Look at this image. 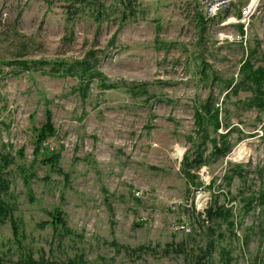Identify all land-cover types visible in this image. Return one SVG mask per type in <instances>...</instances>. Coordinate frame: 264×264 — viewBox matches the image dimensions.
Instances as JSON below:
<instances>
[{
    "label": "rangeland",
    "instance_id": "1",
    "mask_svg": "<svg viewBox=\"0 0 264 264\" xmlns=\"http://www.w3.org/2000/svg\"><path fill=\"white\" fill-rule=\"evenodd\" d=\"M249 3L208 20L203 0H138L125 20L113 0H0V174L9 182L0 202L12 204L25 253L59 263L83 255L91 264H187L214 228L227 239L212 264L222 247L231 264H264V203L249 213L244 203L264 195V109L250 106L254 92L242 82L246 61L264 68V0L252 1L245 31ZM80 63L99 75L82 79ZM230 82L241 83L237 93ZM208 103L222 125L209 122L207 132L226 138V157L197 135L195 112ZM49 113L56 133L35 156ZM198 151L205 164L193 171L195 188L182 166ZM54 154L62 173L43 163ZM6 155L12 163L1 169ZM237 171L244 179L228 185ZM215 200L234 210V237L225 223L206 221ZM55 210L70 234L41 227ZM9 217L0 246L16 264Z\"/></svg>",
    "mask_w": 264,
    "mask_h": 264
},
{
    "label": "trees",
    "instance_id": "2",
    "mask_svg": "<svg viewBox=\"0 0 264 264\" xmlns=\"http://www.w3.org/2000/svg\"><path fill=\"white\" fill-rule=\"evenodd\" d=\"M113 3L116 4L119 8H121V15L123 19L126 20L127 17L132 16L134 17L136 14V10L138 7V0H113ZM92 7L95 4H91ZM103 13L99 14V17H102ZM241 16V12H240ZM207 18V17H206ZM210 20L209 18H207ZM203 21V20H202ZM9 66H15L23 67L27 66V63L22 62H10L8 63ZM77 67L81 68V74L80 77L82 79H86L87 77H91L93 75H99L94 74L93 72H90V66L86 63H80L77 65ZM70 72L74 71V69L69 70ZM242 75L244 77L243 83L249 84L251 90L254 92V95L252 99L250 100V106L254 107L256 106L260 110L264 109V68L258 67L255 68V66L251 63V61H246L244 65L242 66ZM240 84H234V82H230L229 84V93L234 92L237 93L240 89ZM80 92L82 95L85 96V89L84 87H80ZM196 121L198 123V132L197 135L203 137V139L207 142H211L212 147L214 148L215 155L219 157H226L230 151L231 148L226 142L225 137H220L219 141H222L219 143L216 139L210 140V137L207 132V125L208 123H212L214 126V130L218 131V129L221 127V112L218 108L215 106H212L210 103L203 106L201 109L197 110L195 112ZM204 117H207L204 118ZM56 133L55 127L52 123L51 115L50 113L47 115V122L42 125L40 129L36 130V150H35V156L40 154L41 149L43 148L44 144L48 142L50 138H52ZM200 147L197 148V150H200ZM21 155H23L21 153ZM60 160L59 154H54L51 158L43 160V163L46 165L51 166L53 169L59 171L62 173V170L57 169L58 163ZM37 161V160H35ZM2 162L3 165L1 169L9 167L12 163V158L10 156H2ZM205 164L204 159V153L201 151L196 152L194 158L191 159L190 156L184 157L183 160V166L182 171L183 174L187 180V182L197 188L200 184H197V180H199L198 176L194 173L195 171H198L201 169V167ZM194 171V172H193ZM21 172L23 174H26L25 169H21ZM234 177H238L240 180L244 179V175L242 171H237L236 173L232 174L231 176H228L226 178L227 184L231 185ZM65 180L68 181L70 177L68 175L64 176ZM0 184L2 185L3 192L7 193L9 190V182L2 179L0 174ZM264 203V195H260L259 197L256 196V194L251 195L248 200H244L245 203V212L249 213L255 208L256 203ZM12 204L10 202L1 201L0 202V222L4 221V219L7 218L8 215H10L9 219L11 221V226L14 233L15 243L17 244L18 248L20 249L21 256L18 259L16 264H91L87 262L84 259L83 255L77 256L73 259L68 260L66 263H59V262H53L45 260L44 257L40 260H35L34 255L32 252L25 253L23 248V243L21 241L22 235L18 231V225L16 220L14 219ZM48 215L51 217L50 222H45L41 225L42 228L46 227L47 225H52L55 229L61 228L64 233H71L70 230L67 229L66 222L63 218V214L59 210H55L54 212L48 213ZM234 210L232 208H226L224 206H219L217 200L211 204V206L205 211V219L206 221H220L227 225V227L232 232V237H234L235 234V227L236 222L234 220ZM209 233L213 238H211V241L208 243L206 248L202 251H200L199 255L191 256V260L187 262V264H212V258L214 253L216 252V249L218 246H221L223 242L226 241V237L224 234L220 233L216 236L214 228L209 229ZM216 236V238H215ZM115 247H118L117 244H113ZM146 250V247H139L138 249L129 252L137 253V252H143ZM220 257V264H231L233 261L231 252L228 250L227 247H222L219 252ZM0 264H13L9 261H6L2 256V250L0 246Z\"/></svg>",
    "mask_w": 264,
    "mask_h": 264
},
{
    "label": "built area",
    "instance_id": "3",
    "mask_svg": "<svg viewBox=\"0 0 264 264\" xmlns=\"http://www.w3.org/2000/svg\"><path fill=\"white\" fill-rule=\"evenodd\" d=\"M203 1H204V4L206 5L205 10H204L205 16L207 18H213V17H216L222 11L236 4L239 0H203ZM252 1L253 0H250V3L247 5V7L242 9L241 16L239 19L240 24L244 25L245 31H246V28H248L250 24L251 17L256 12L258 5H260V3L263 0H256V3L258 5L256 4L255 6H251Z\"/></svg>",
    "mask_w": 264,
    "mask_h": 264
},
{
    "label": "bare ground",
    "instance_id": "4",
    "mask_svg": "<svg viewBox=\"0 0 264 264\" xmlns=\"http://www.w3.org/2000/svg\"><path fill=\"white\" fill-rule=\"evenodd\" d=\"M256 1V0H255Z\"/></svg>",
    "mask_w": 264,
    "mask_h": 264
}]
</instances>
